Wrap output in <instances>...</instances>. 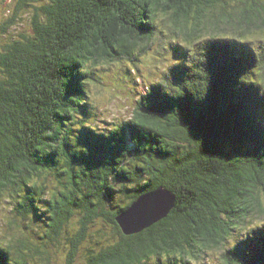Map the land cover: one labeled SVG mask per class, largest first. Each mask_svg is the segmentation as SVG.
I'll return each mask as SVG.
<instances>
[{"label": "trees", "instance_id": "obj_1", "mask_svg": "<svg viewBox=\"0 0 264 264\" xmlns=\"http://www.w3.org/2000/svg\"><path fill=\"white\" fill-rule=\"evenodd\" d=\"M3 18L0 264H264V0H18ZM156 48L161 77L109 119L93 88L126 89L104 71L135 85ZM161 186L169 213L127 233Z\"/></svg>", "mask_w": 264, "mask_h": 264}, {"label": "rangeland", "instance_id": "obj_2", "mask_svg": "<svg viewBox=\"0 0 264 264\" xmlns=\"http://www.w3.org/2000/svg\"><path fill=\"white\" fill-rule=\"evenodd\" d=\"M14 1H18V0H0V23L4 20L3 16L4 14L8 11V10H12V3H14ZM20 29L19 27H10L7 34H5V37H12V34H16L17 32L20 30H27L29 28V24H27V21H25V19L23 21H20ZM164 40L165 41H160L161 43H163L164 45H166L167 41L171 38L165 37L164 36ZM167 39V40H166ZM172 43V42H171ZM157 50L154 49L152 52H148L143 58H141V60L139 61V64L137 62V64L140 66L141 71H142V75L143 76H139L138 78L135 79L136 84H132L131 80H127L128 78H125V76H123V73H118V68L121 66H117L113 67L112 71H104V77L106 78V81L108 80H114L117 81V79H119V85L123 86V89L125 88L126 90H120L118 91L116 94L111 93L109 90H96L95 88H93V96H94V100L96 101V103H98V105H100L102 108H104V110H106V116H108L109 111H111V116L109 117V119L113 118V117H120L121 115L125 116L128 115V117L131 115V109H132V103H133V99L137 96L138 91H144L146 93V86L145 83L152 81V80H156L159 79L162 75V70L159 69V71H157L154 67L151 68V66L154 65V60H160V55L158 57V55L156 54ZM161 53V56L163 57H168L169 54H167L164 50L161 51V49H159ZM159 58V59H158ZM164 59V58H163ZM162 60V59H161ZM169 59H164L161 61V65L164 66L166 64V62H168ZM161 66V67H162ZM154 70V71H153ZM138 76V75H137ZM134 74V78L137 77ZM124 83H126L124 85ZM140 84V87L137 85ZM134 102L136 103V100H134ZM129 103V104H128ZM103 116V117H106ZM122 117V116H121ZM264 195V194H263ZM1 215H3L4 219H10L9 215H8V211L7 210H3ZM0 215V216H1ZM2 220L0 219V225H1ZM13 222V219H12ZM3 223V222H2ZM17 224H20L17 222ZM13 225V224H12ZM15 226V225H13ZM13 228V227H12ZM4 229V226H3ZM16 229V228H15ZM212 259V257H211Z\"/></svg>", "mask_w": 264, "mask_h": 264}, {"label": "water", "instance_id": "obj_3", "mask_svg": "<svg viewBox=\"0 0 264 264\" xmlns=\"http://www.w3.org/2000/svg\"><path fill=\"white\" fill-rule=\"evenodd\" d=\"M175 195L165 187H158L142 195L119 217L127 233H136L166 217L174 206Z\"/></svg>", "mask_w": 264, "mask_h": 264}, {"label": "bare ground", "instance_id": "obj_4", "mask_svg": "<svg viewBox=\"0 0 264 264\" xmlns=\"http://www.w3.org/2000/svg\"><path fill=\"white\" fill-rule=\"evenodd\" d=\"M255 58V57H254Z\"/></svg>", "mask_w": 264, "mask_h": 264}]
</instances>
